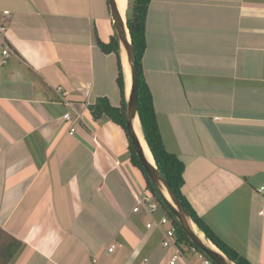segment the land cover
<instances>
[{"label":"crops","instance_id":"crops-1","mask_svg":"<svg viewBox=\"0 0 264 264\" xmlns=\"http://www.w3.org/2000/svg\"><path fill=\"white\" fill-rule=\"evenodd\" d=\"M0 6L13 51L0 63V229L21 242L9 264H168L162 233L134 212L148 191L125 131L88 112L103 97L122 106L117 57L95 41L116 33L110 1ZM146 35L144 74L188 201L264 264V0H152Z\"/></svg>","mask_w":264,"mask_h":264},{"label":"trees","instance_id":"trees-1","mask_svg":"<svg viewBox=\"0 0 264 264\" xmlns=\"http://www.w3.org/2000/svg\"><path fill=\"white\" fill-rule=\"evenodd\" d=\"M151 2L152 0H128V7L126 10V24L132 37L134 51L137 58L139 83V117L141 121L142 132L148 143L157 168L163 174L165 180L169 183L198 228L206 235V237L211 242H213L224 254H226L234 262H236L237 264H252L244 256H242L235 249L225 243L209 227V225L201 217L198 216L185 194V164L180 159V157H178L174 153H170L165 147L157 120L154 97L146 81L143 70V58L148 46L146 35L147 17ZM95 41L98 47L104 53H113L117 57L119 68L117 83L122 96V106L114 107L111 105L108 98L103 97L97 99L93 105H90L88 107V112L95 120L106 119L117 124L125 131L127 135L125 117L126 77L122 65L121 48L117 33L114 34L109 43H103L99 40L95 31ZM128 141L132 164L142 172L145 181V190L154 195L160 210L165 209L167 213L164 212L163 214L166 216L168 215L170 220L174 222L176 229L175 241L182 250L183 254L185 252L191 253V249L195 246V244L191 241L189 236L185 233L174 216H172V214L167 210L166 205L157 193L145 170L141 166L139 158L133 149L132 142L129 137ZM20 248V241L10 236L4 230L0 229V264H9ZM198 251L201 252V250L199 249Z\"/></svg>","mask_w":264,"mask_h":264},{"label":"water","instance_id":"water-1","mask_svg":"<svg viewBox=\"0 0 264 264\" xmlns=\"http://www.w3.org/2000/svg\"><path fill=\"white\" fill-rule=\"evenodd\" d=\"M111 15L113 19V25L117 33L121 53L124 50L127 54V59L130 65L131 71V87L130 91L127 92L126 83V106H125V117H126V132L132 142L133 149L139 158V162L146 174L150 178L154 185L157 193L163 200L166 207L170 210L172 216L177 220L185 233L189 236L191 241L208 257L214 264H237L224 254L213 242H211L206 235L198 228L192 217L189 215L179 198L165 180L163 174L157 168L156 163H151L146 155L144 145L140 139V136L136 130V122L141 121L139 117V83H138V68L137 58L134 51L132 37L126 24L125 17L122 15L117 0H109ZM142 130V127H141ZM143 141L150 150L148 143L142 132ZM151 152V151H150ZM198 232L196 231V229ZM202 233L204 239L199 235Z\"/></svg>","mask_w":264,"mask_h":264},{"label":"built area","instance_id":"built-area-1","mask_svg":"<svg viewBox=\"0 0 264 264\" xmlns=\"http://www.w3.org/2000/svg\"><path fill=\"white\" fill-rule=\"evenodd\" d=\"M11 17V12L8 9H3L0 6V63L2 65L6 64L9 57L13 54L11 47L8 44V29L5 26V22ZM57 91L61 94L62 101L68 104L67 95L68 93L64 91L62 87H58ZM71 113H65L64 119L66 121L71 120ZM74 129H71L73 133ZM150 196H136V206L134 212H139L142 208H145L148 215L151 217L149 223H147V229H154L162 233L163 239L161 241L162 247L171 253L168 264H176L183 257V252L175 241V224L170 220L169 217L163 215L162 217H156V213L159 211V205L150 192ZM153 197V199H152ZM198 247L195 245L192 249V253L199 255L202 260V264H214L210 258H208L201 251L199 252ZM114 246H112L109 251L112 252ZM200 250V249H199Z\"/></svg>","mask_w":264,"mask_h":264},{"label":"bare ground","instance_id":"bare-ground-1","mask_svg":"<svg viewBox=\"0 0 264 264\" xmlns=\"http://www.w3.org/2000/svg\"><path fill=\"white\" fill-rule=\"evenodd\" d=\"M126 1L127 0H117V3H118V6L122 12V14L124 13V7L126 5ZM122 54H123V57L122 59H124V63H125V77H126V83H127V92L130 91V87H131V71H130V65H129V62H128V59H127V54L124 50H122ZM136 130L140 136V139L142 141V144L144 145V149L146 151V155L149 159V161L151 163H154V158L152 156V153L150 152V150L148 149V147L146 146V144L144 143L143 141V136H142V130H141V126H140V123L139 121L136 122ZM196 231L198 232L197 228H195ZM199 235L202 237V239H204V236L202 233H199Z\"/></svg>","mask_w":264,"mask_h":264},{"label":"rangeland","instance_id":"rangeland-1","mask_svg":"<svg viewBox=\"0 0 264 264\" xmlns=\"http://www.w3.org/2000/svg\"><path fill=\"white\" fill-rule=\"evenodd\" d=\"M126 4H127V3H126ZM125 7H126V6H125ZM123 12H126V8L124 9ZM124 17H125V13H124ZM145 195H146V196H150L148 193H146ZM152 199H153V197H152ZM166 208H167V207H166ZM167 210L170 212V210H169L168 208H167ZM164 212L167 213V211H166L165 209H161V210H160V213L163 214ZM166 213H165V214H166ZM170 213H171V212H170ZM167 217H168V215H167Z\"/></svg>","mask_w":264,"mask_h":264}]
</instances>
